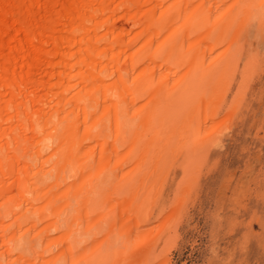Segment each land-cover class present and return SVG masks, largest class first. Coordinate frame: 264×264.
I'll use <instances>...</instances> for the list:
<instances>
[{"label": "bare ground", "instance_id": "obj_1", "mask_svg": "<svg viewBox=\"0 0 264 264\" xmlns=\"http://www.w3.org/2000/svg\"><path fill=\"white\" fill-rule=\"evenodd\" d=\"M250 27L264 0H0V264H150L147 159L195 178Z\"/></svg>", "mask_w": 264, "mask_h": 264}, {"label": "rangeland", "instance_id": "obj_2", "mask_svg": "<svg viewBox=\"0 0 264 264\" xmlns=\"http://www.w3.org/2000/svg\"><path fill=\"white\" fill-rule=\"evenodd\" d=\"M248 32L226 59V66L233 60L236 66L217 123H225L229 115L232 119L216 132V140L206 144L207 158L195 178L190 170L183 172L184 155L163 163L151 156L147 159L150 166L158 163L154 168L148 165L142 174L153 170V177L162 183L151 201L149 226L171 217L150 264L162 260L167 264H264V40H255L254 28ZM233 105L237 106L232 115L228 110ZM187 181L190 192L179 202L177 193Z\"/></svg>", "mask_w": 264, "mask_h": 264}]
</instances>
